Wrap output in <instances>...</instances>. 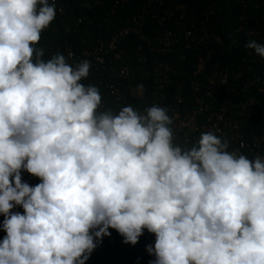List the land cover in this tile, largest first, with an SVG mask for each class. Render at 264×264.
Segmentation results:
<instances>
[{
  "label": "clouds",
  "instance_id": "clouds-1",
  "mask_svg": "<svg viewBox=\"0 0 264 264\" xmlns=\"http://www.w3.org/2000/svg\"><path fill=\"white\" fill-rule=\"evenodd\" d=\"M55 8L0 0V264H85L109 229L153 234L148 264H264V157L212 131L176 143L155 103L102 110L87 60L36 46Z\"/></svg>",
  "mask_w": 264,
  "mask_h": 264
},
{
  "label": "built area",
  "instance_id": "built-area-1",
  "mask_svg": "<svg viewBox=\"0 0 264 264\" xmlns=\"http://www.w3.org/2000/svg\"><path fill=\"white\" fill-rule=\"evenodd\" d=\"M189 1L146 0L139 10L132 13L128 11L130 0H114L112 6L107 5L100 11L99 8L106 6V0H49V3H55V17L41 33L58 32L60 25L56 22L65 28L66 35L78 32L77 25L84 26L86 31L98 26L105 32L93 39H83L81 44L66 38L55 43L45 58L58 52L70 64L87 60L90 63L89 74L82 82L99 88L102 110L129 105V96L140 98L142 110L155 103L166 108L170 116H175L172 127L176 143L195 142L201 132L212 131L229 139V150H237L249 158L254 155L264 157V124L258 132L245 130V116L253 112L248 107L254 103L255 97L236 102L232 94L237 79L244 74L240 88L243 91L256 89L264 97V69L254 68L255 64L264 63V58L245 47L242 57L247 63L241 66L243 70L215 65L208 69L209 48L214 42L223 40L214 29V19L219 17L215 5H210L202 17L196 18ZM211 1L229 4L230 15L237 16L242 23L231 28L227 36L242 30L249 39L264 43V0ZM228 25L232 26L231 23ZM133 38L139 44L130 59L127 58V40ZM180 45L208 50L206 58L201 52L195 54L199 61L191 81L193 106L180 95L173 102H166V88L172 80L168 72L169 59H152L156 52L173 54ZM184 58L185 54L181 59ZM136 69L146 70L148 76L153 77L154 83L147 97V84L140 83L144 87L142 95L131 91L137 85L132 83ZM237 95L235 93L238 99ZM241 143L243 147H240Z\"/></svg>",
  "mask_w": 264,
  "mask_h": 264
},
{
  "label": "trees",
  "instance_id": "trees-1",
  "mask_svg": "<svg viewBox=\"0 0 264 264\" xmlns=\"http://www.w3.org/2000/svg\"><path fill=\"white\" fill-rule=\"evenodd\" d=\"M146 0H130L128 4L130 12H136L139 7L145 4ZM114 0H106V6L99 8L98 11L106 9L107 5L112 6ZM192 11L195 17H202L205 10L208 9L210 5H215L216 15L219 17L218 20L214 19V29L217 35H221L223 40L219 42H214L209 51L206 49H198L196 47L186 48L184 45L177 47V51L173 54L170 52H156L152 55V59H157L160 61H168L169 75L171 77V82L166 88V102L171 103L174 101L177 95L182 96L189 105H194L192 102V86L191 81L194 78V70L197 68V63L199 59L196 58V53L201 52L205 58L208 57L210 53V58L207 61V68L210 69L214 65L217 67L230 66L234 68L242 69V65H246L247 62L243 60L242 55L245 53L244 45L249 40V37L245 36L242 30L233 36H227L228 31L235 26H240L242 23L239 21L237 16L230 15L231 11L230 5L225 2L214 3L211 0H190L189 1ZM124 10V9H123ZM231 23L232 26L228 24ZM55 24L60 25V30L54 33H40V39L37 42V47H43L45 49V57L47 52L52 51L55 43L63 42L66 38H72L76 43H83V39L86 40L88 37L95 38L97 36H102L105 32L104 29L100 27H92L86 31V28L82 25H77L79 28L78 32H72L66 35L64 27L56 22ZM63 33V34H59ZM139 41L136 38L127 40V58L132 57L133 51L138 46ZM208 51V53H207ZM185 54V58L181 59L182 55ZM151 59V58H150ZM149 59V60H150ZM254 68L259 70L264 69V63L255 64ZM136 76L132 80L133 84L143 83L147 84L146 97L153 86V77L148 76L147 71L141 72L136 69ZM244 79V74H242L236 81L235 86H233L232 94L235 97L234 101L246 100L250 96L255 97L254 103L248 107L249 110L253 112L245 116L246 120L245 128L246 131L258 132L261 126L264 124V97L256 89L249 91H243L239 84L242 83ZM152 82V83H151ZM235 93L238 94L236 98ZM130 97L129 105L139 108L142 110V103L140 98ZM134 103V104H133ZM238 107H236L237 109ZM253 120V122H251ZM22 181L27 182L30 186H34L39 183V178L29 174L26 171L21 172ZM15 211L23 212V209L17 206ZM3 220V215L0 214V222ZM111 233L109 236L103 237L101 243L93 250L90 254L89 259L85 261V264H148L150 259H153L146 250L145 246L150 245L154 242V235L148 233L146 230L138 238V242L135 245L125 244L122 242V237L113 229H109ZM5 235L4 231L0 229V239Z\"/></svg>",
  "mask_w": 264,
  "mask_h": 264
}]
</instances>
